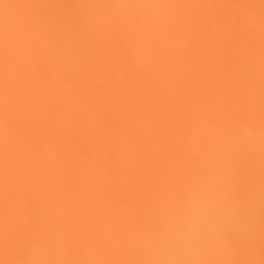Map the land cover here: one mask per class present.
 <instances>
[{
    "label": "rangeland",
    "instance_id": "374dc122",
    "mask_svg": "<svg viewBox=\"0 0 264 264\" xmlns=\"http://www.w3.org/2000/svg\"><path fill=\"white\" fill-rule=\"evenodd\" d=\"M125 2H135V0H4V4L0 5V28L3 29L12 22L15 25L24 26V23H30L36 27L49 25L55 30L65 29L66 14L75 15L88 10V13L95 14V16L101 15L107 19V22L116 25L110 32H105L101 20H97L93 28L94 34L116 35L121 38V27L108 13V9L112 5ZM152 2L169 5L174 14L165 20L151 40L160 42L166 48H170L175 36L183 37L185 43L180 46L179 54L175 55L167 51L160 60H150L143 65L142 71L149 79L159 74L164 80V83H153V87L147 92L136 89L126 72H116L113 75L121 87V92L109 96L108 100L119 101L116 104L118 110L122 109L124 103L123 108L128 112L138 111L142 115L159 114L157 121L161 123L150 131L147 127L137 130L140 141L135 157L123 158L122 163L114 160L105 162L108 167L106 174L110 179L127 173L129 169L135 168V172L122 184L121 190H123L124 198L114 195V199L108 197L98 203V205H106L111 201L112 204L106 205L107 210H105L109 224L103 232L99 228L89 230L88 233L92 239H103L109 230L128 225L147 227L154 221L158 211L181 189V187H176L169 192L170 198L158 203L154 202L153 198L159 197L161 193L160 184L163 179L179 176L180 170L186 175L184 165L190 154L205 149L202 135L197 140V144H193L194 142L187 138V133H195L198 124L206 118L215 123L223 117L230 116L236 119L243 116L252 119L258 127L264 128V78L258 85L250 86L249 90L257 87L254 93L249 90L244 92L241 81L230 73L223 79V73L227 68H241L244 60L252 62L264 76V5L257 12L255 22L249 24L243 17L247 8L259 4V0H152ZM180 4L198 6L200 12L204 14L199 16L198 21L193 25H185L188 19L192 20L194 12L192 8H185L186 5L181 7ZM210 21L217 22L219 28L210 30L208 28ZM177 24L183 27L178 30ZM256 34L259 37L257 43L251 40ZM3 45H5L4 36L0 34V46ZM96 45L95 38L87 40L85 44L88 50L94 49ZM31 46L33 43L29 45ZM204 51L207 57L199 61L203 73L196 74L192 79H186L184 72L181 71L183 65L194 66L197 61L192 59V54L198 53L202 56ZM53 53V45L47 43L43 46L42 55L50 56ZM0 58L4 63V66H0L2 90L0 92V117L9 114L5 112L6 103L17 106L16 111L12 113L16 120L4 122L5 119L0 123L3 134L12 138L22 137L23 127L19 119L26 121L31 115L37 117V125L34 130H31L36 137L42 134L45 126L54 127L58 132L60 127H57L67 120L64 113L66 104H72L69 110L78 114L84 103H88L89 108L84 106L86 111L76 115L79 128L70 133L66 143L61 144L62 151L57 162L60 165H75L76 155L79 152L88 148L95 151L102 148L105 145L104 142L107 141L120 145V147L125 145V138L117 130L118 127H113L106 118L107 111L102 108L104 96L101 93L91 94L89 92L96 81L100 89L102 88L98 79L100 71L95 68L94 72H90L87 65H92L91 63L81 61L75 66V74L73 73L71 78L76 76L77 80H73L72 90L67 93L66 91L53 92L48 97L46 109H43L42 105H38L43 102L37 98L43 95H38L42 93V90L28 83V79L33 83L34 78H38L40 72L34 71V68H9L13 63L11 52H0ZM70 86L68 83V87ZM135 93L141 94L140 102L138 105L131 103L128 107V100ZM124 119L126 120L127 117ZM127 123L130 126L134 125V122L128 119ZM86 135L92 139L89 140ZM46 139L54 142L55 135L49 134ZM178 151L181 153L177 154ZM153 156L155 162L152 164ZM31 161L30 156H24L21 162L31 164ZM1 167L3 165L0 161ZM80 168L86 175H90L91 188L97 187L95 179L99 178V172L92 168L87 171L83 166ZM147 172L150 176L145 179ZM240 175L242 181L245 180V170H242ZM21 178L19 170L0 175V187H2L0 191V262L2 264H23L25 249L42 233L50 235L54 241L67 240L74 249L80 232L77 228V220L72 215V207L84 201L82 199L79 201L78 197L73 194L79 189L78 186L61 184L58 187L61 195L71 193V196L69 198L70 207L65 212L57 213L51 212V207L39 210L35 206H30L26 199L28 200L31 196V192L20 189L19 180ZM141 180L150 185L149 191L143 195L139 189H134L135 184ZM9 182H16V188H7L5 184ZM260 182L261 185L260 183L257 185V190L261 192L260 201L263 206L257 208L258 220L253 233L233 246L229 258H225L226 255L215 257V264H264V181ZM31 185L35 186L36 182H31ZM241 188L242 191L247 192L246 181L242 183ZM134 192L147 199L140 202L125 199L127 194L129 196ZM84 203L85 201L83 206H85ZM125 212L128 217L121 216ZM51 214L53 220L49 228L45 230L41 227L42 219L48 218ZM3 219L6 220L3 221ZM84 246L81 245L80 248ZM75 250L72 255H63L54 259H58L61 264H89L92 260L96 261V264H125L128 259L122 250L117 251L112 248L98 257L82 255L79 249Z\"/></svg>",
    "mask_w": 264,
    "mask_h": 264
},
{
    "label": "bare ground",
    "instance_id": "6f19581e",
    "mask_svg": "<svg viewBox=\"0 0 264 264\" xmlns=\"http://www.w3.org/2000/svg\"><path fill=\"white\" fill-rule=\"evenodd\" d=\"M185 8H192L194 14L192 20L188 19L185 25H193L198 21V17L203 15L204 12H200L198 6L191 4H180L179 6ZM198 13V14H197ZM97 20H101L104 25V31L110 32L116 27L112 22H107V19L103 16H95V14L79 13L75 15L66 14L64 18L65 29L55 30L49 25H43L40 27L32 26L30 23H24L23 25H15L10 22L8 25L4 26L3 29L0 28V34L4 36L5 45L0 46L1 53L11 52L13 63L9 68H34V71H39L40 75L38 78H34L33 83L28 79V83L32 86H37L42 90L37 96L39 101L38 105H42L43 109H46L48 97L53 92H63L65 93L72 90L73 80H77V77H72L75 67L70 66L66 60V51L71 48H76L80 46H85L86 41L92 38L97 40V45L94 49L88 50L89 55L82 59L84 63H91L89 66L90 72H94L95 68L100 71V76H98L99 82H94L93 88L90 89V93H101L104 96L102 102V108L106 109V118L113 127H118V131L125 138V145H116L110 141L104 142L105 145L95 151L90 148L79 152L76 155V164H62L60 165L57 161L60 158V153L62 151L61 144L66 143L69 140L70 133L76 131L79 128V122L76 119V115L81 114L89 108L88 103L79 109L78 114H74L69 109L72 108V104H66L64 113L67 116V120L64 124H61L59 131L56 132L54 127L45 126L42 129V134L40 136L33 135L31 130H34L35 125H37V117L34 115L29 116L26 121L19 119L20 124L23 127L22 137L12 138L9 135L3 134L0 129V161L3 167L0 168V175L9 171L19 170L21 172V180H19L20 189L26 192H31L26 202L30 206H35L39 210H43L45 207H51L54 212H65L67 208L70 207L69 198L70 194L61 195L58 191V187L61 184L77 185V189L73 194L80 199L84 200L81 204L73 205V218L77 220V228L79 230V237L75 241L74 249H81V245H86L89 241L93 240L89 236V230L94 228H99L102 232L105 227L108 226L109 222L105 214L107 210L106 205L112 204L106 203V205H98L100 200H104L108 197L114 199V195L123 197V190H121L124 180L131 177L135 168L129 169L125 174H119L114 179H110L106 174L108 167L105 164L107 161H117L122 163L123 158H131L136 156V148L140 141V135L137 130L139 128L147 127V130L154 129L161 122L157 121V116L159 114H148L142 115L141 112L130 111L128 112L124 109L122 104V109L118 110L116 104L119 101H109L108 97L121 92V87L114 79L113 75L116 73L113 71L114 65H119L122 68L120 72H126L131 78V84L140 91L147 92L153 87V83H164V80L159 76V74L154 75L153 78H148L142 71L143 65L147 61L160 60L164 54L168 51L171 54H179L180 46L185 43L183 37L175 36L170 48L162 46V44L156 40H151L144 49V53L140 58H131L127 55L124 40L125 34L121 28L122 36L121 38L114 36H99L94 34L93 28ZM191 20V21H190ZM179 22V21H177ZM183 26L176 25V28L180 30ZM7 36V37H6ZM252 41H259V37L256 34L251 38ZM33 43V46L29 45ZM49 43L54 46V53L50 56L42 55V49L45 44ZM101 53L103 55H101ZM207 53L204 51L202 56L198 53L192 54V59L197 61L194 66H188L184 64L182 70L184 72V77L186 79H192L196 74H202L203 70L199 65L201 58H206ZM22 60V61H20ZM0 66H4L0 58ZM252 62L244 60L241 68L230 69L227 68L223 73V79L227 76L234 75L237 77L243 86V91L247 92L251 85L259 84L264 76L261 71L256 68ZM177 69V67H174ZM220 72V71H219ZM75 74V73H74ZM79 78V74L77 75ZM95 80V78L93 77ZM27 80V79H26ZM159 81V82H158ZM71 85L70 87H68ZM257 87L251 89L252 93L256 92ZM1 80H0V92H1ZM2 94V93H1ZM141 99V94L135 93L133 97L128 100V107L131 103L139 104ZM47 100V101H46ZM251 102L253 101L250 97ZM5 112L8 115L0 117V123L6 121L16 120L15 116H12L17 109V106L13 104H5ZM130 122H134L133 126L127 123V119ZM234 120L233 117H223L220 121L213 123L206 118L198 124V128L195 133H187V138L197 144V140L201 135L203 136V144L205 148H212L215 146L221 131L226 127L225 123H231ZM216 129V130H215ZM49 134L55 135V141L50 142L46 139ZM88 134V133H87ZM88 139H92L89 135H86ZM130 149V150H129ZM181 153V151H178ZM15 154H18L15 156ZM183 154V152H182ZM24 156H30L32 158L31 164H22V158ZM155 162V157H152V164ZM81 166L85 167L88 171L92 168L99 172V178L95 179L97 187L91 188V177L86 175L84 170L81 171ZM148 166V163H147ZM104 169V170H100ZM139 170V168H136ZM245 170L243 164H241L240 172ZM177 177H167L164 178L160 184L161 193L159 197L153 198L154 202H160L170 198L169 192H171L176 187H183L186 182V175L184 171L180 170ZM149 173H145V179L149 178ZM114 180V181H113ZM31 182H36L35 186L31 185ZM29 183V184H28ZM261 182H258V184ZM257 184V185H258ZM9 189L16 188V182H9L5 184ZM256 185V188H257ZM0 187V191H1ZM134 189H139V192L145 194L150 189L149 183L146 184L143 180L138 181ZM124 198V197H123ZM125 199L131 200L132 202H140L147 199L145 196L132 193ZM263 206L262 202L258 201L257 208ZM89 211L91 213H89ZM257 211V210H256ZM121 216L128 217L127 213H122ZM6 219H3L5 221ZM53 220V215H49L48 218L42 219L41 227L43 229H48L51 221ZM256 217V221H257ZM62 232V230L60 231ZM264 246V245H263ZM247 249V248H245ZM262 249V248H254ZM230 255H226L225 258H229Z\"/></svg>",
    "mask_w": 264,
    "mask_h": 264
},
{
    "label": "clouds",
    "instance_id": "9594fccd",
    "mask_svg": "<svg viewBox=\"0 0 264 264\" xmlns=\"http://www.w3.org/2000/svg\"><path fill=\"white\" fill-rule=\"evenodd\" d=\"M262 5L264 0L249 6L244 20L254 23ZM108 13L123 29L124 46L131 58L142 57L145 46L174 14L169 5L152 0L118 3ZM208 28L217 30L219 24L210 21ZM88 55L84 46L71 48L66 51V60L75 67ZM113 71L119 73L122 68L114 65ZM241 164L246 172L243 181ZM184 169L185 185L149 226L109 230L103 239H93L79 249L80 254L98 257L109 248L122 250L128 257L125 264H215V257L231 255L233 246L255 229L261 196L256 185L264 181V128L247 117L232 120L214 147L190 154ZM245 181L247 192L241 188ZM74 251L67 240L54 241L42 233L25 249L23 264H61L54 258Z\"/></svg>",
    "mask_w": 264,
    "mask_h": 264
}]
</instances>
